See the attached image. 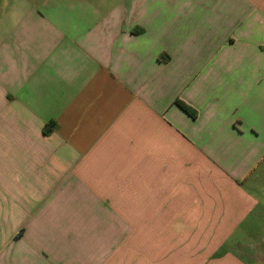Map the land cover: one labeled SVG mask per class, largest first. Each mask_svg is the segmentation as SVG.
Here are the masks:
<instances>
[{"label":"crops","instance_id":"obj_1","mask_svg":"<svg viewBox=\"0 0 264 264\" xmlns=\"http://www.w3.org/2000/svg\"><path fill=\"white\" fill-rule=\"evenodd\" d=\"M263 176L264 0H0V264H264Z\"/></svg>","mask_w":264,"mask_h":264},{"label":"rangeland","instance_id":"obj_2","mask_svg":"<svg viewBox=\"0 0 264 264\" xmlns=\"http://www.w3.org/2000/svg\"><path fill=\"white\" fill-rule=\"evenodd\" d=\"M261 184L262 185H264V176H263V178L261 179ZM256 225H258V224H256ZM257 230H259L260 231V233H261V228H260V225H258L257 226V228H256ZM252 241H254V242H256L257 243V241L258 242H260V243H258V244H262V241H263V239L261 238V239H259V240H257V239H255V240H250L248 243H251ZM264 244V243H263ZM251 248V252L252 253H254V254H256V255H254V256H256L255 258H257V259H264V247H263V245H260V247H255L254 249L252 248V247H250ZM256 252H258V253H256Z\"/></svg>","mask_w":264,"mask_h":264},{"label":"trees","instance_id":"obj_3","mask_svg":"<svg viewBox=\"0 0 264 264\" xmlns=\"http://www.w3.org/2000/svg\"><path fill=\"white\" fill-rule=\"evenodd\" d=\"M184 109H186L188 112H190V113H192V114H194V111L187 105V104H185L184 102H182V101H180V100H178L177 101ZM44 130L47 132V131H49L50 130V127L49 126H46L45 128H44Z\"/></svg>","mask_w":264,"mask_h":264}]
</instances>
